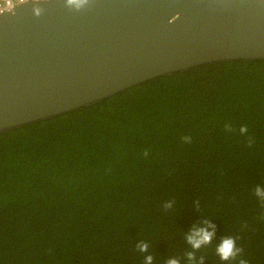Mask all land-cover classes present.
<instances>
[{"label":"trees","instance_id":"obj_1","mask_svg":"<svg viewBox=\"0 0 264 264\" xmlns=\"http://www.w3.org/2000/svg\"><path fill=\"white\" fill-rule=\"evenodd\" d=\"M258 184L264 60L157 77L0 134V264H143L141 240L164 264L183 256V234L204 218L217 239L238 236L250 264H264ZM214 246L198 254L205 264H221Z\"/></svg>","mask_w":264,"mask_h":264},{"label":"water","instance_id":"obj_2","mask_svg":"<svg viewBox=\"0 0 264 264\" xmlns=\"http://www.w3.org/2000/svg\"><path fill=\"white\" fill-rule=\"evenodd\" d=\"M0 15V134L157 77L264 60V0H63Z\"/></svg>","mask_w":264,"mask_h":264},{"label":"clouds","instance_id":"obj_3","mask_svg":"<svg viewBox=\"0 0 264 264\" xmlns=\"http://www.w3.org/2000/svg\"><path fill=\"white\" fill-rule=\"evenodd\" d=\"M50 0H30L29 6H32L34 16L40 17L44 13V8L41 5L49 3ZM90 3V0H63L66 8L76 12L84 10ZM225 131L233 132L234 129L230 122L225 123ZM241 136H246L248 139V147H252L255 143V138L249 135L247 125H241L238 129ZM185 142H191V137H184ZM148 155L147 151L144 153ZM254 196L259 198L261 208L264 209V186L256 185L254 188ZM172 202L164 204V209L167 211L173 207ZM197 210H200V202H195ZM258 219L264 221V211L261 212ZM248 227L245 221L241 225V231ZM184 242L187 245L183 256H169L164 261V264H205V257L198 255L202 249L212 246L215 242V255L221 261V264H250L249 259L245 256V249L238 243L239 237L234 235H224L217 239V226L210 218H204L200 223L194 225L189 231L183 234ZM150 244L147 241L141 240L136 244V250L143 254V264H155V256L150 251Z\"/></svg>","mask_w":264,"mask_h":264},{"label":"built area","instance_id":"obj_4","mask_svg":"<svg viewBox=\"0 0 264 264\" xmlns=\"http://www.w3.org/2000/svg\"><path fill=\"white\" fill-rule=\"evenodd\" d=\"M29 2L30 0H0V15L13 12L16 7Z\"/></svg>","mask_w":264,"mask_h":264}]
</instances>
